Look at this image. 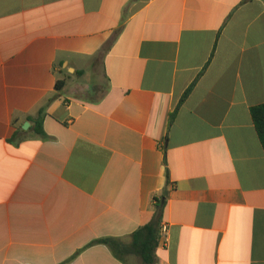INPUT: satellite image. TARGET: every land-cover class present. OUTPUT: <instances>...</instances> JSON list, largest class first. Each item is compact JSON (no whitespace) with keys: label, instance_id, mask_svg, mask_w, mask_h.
Here are the masks:
<instances>
[{"label":"crops","instance_id":"1","mask_svg":"<svg viewBox=\"0 0 264 264\" xmlns=\"http://www.w3.org/2000/svg\"><path fill=\"white\" fill-rule=\"evenodd\" d=\"M263 104L264 0H0V264H143L166 188L155 264H264Z\"/></svg>","mask_w":264,"mask_h":264},{"label":"trees","instance_id":"2","mask_svg":"<svg viewBox=\"0 0 264 264\" xmlns=\"http://www.w3.org/2000/svg\"><path fill=\"white\" fill-rule=\"evenodd\" d=\"M194 85L195 83L187 90V92L184 94L183 98L181 99L177 110L170 116V121H169L170 126L173 124L176 118L177 111L191 93ZM65 86H66V81L62 80L57 83L56 88L60 92L64 89ZM45 114H46V109L44 108L39 111L38 116L36 118H30V121L34 122L35 124L34 130L36 134H38L42 139L49 138L43 127L44 118L46 116ZM251 115L258 137L264 149V104L252 108ZM164 163L165 165H167L166 160H164ZM169 185H170V178H169V172L167 171V186ZM167 196H168V190L166 188L160 197L154 198V205L156 211L153 220L151 221V223L141 227L132 235V242L129 245L124 244L120 239L104 238L92 242L88 247L99 244L106 245L110 248L113 255L120 261H123L125 255L134 254L142 259L143 264H155L156 251L159 247H161L160 232H161V225L163 223L164 207H165L163 201L167 199ZM79 254L80 252L76 254L71 260H69L64 264H67L70 261L74 260Z\"/></svg>","mask_w":264,"mask_h":264},{"label":"built area","instance_id":"3","mask_svg":"<svg viewBox=\"0 0 264 264\" xmlns=\"http://www.w3.org/2000/svg\"><path fill=\"white\" fill-rule=\"evenodd\" d=\"M161 247H166L169 243V227L167 224L162 223L161 225Z\"/></svg>","mask_w":264,"mask_h":264},{"label":"water","instance_id":"4","mask_svg":"<svg viewBox=\"0 0 264 264\" xmlns=\"http://www.w3.org/2000/svg\"><path fill=\"white\" fill-rule=\"evenodd\" d=\"M29 127H30V124H29V123H26V124L23 126V129H24V130H27V129H29Z\"/></svg>","mask_w":264,"mask_h":264}]
</instances>
